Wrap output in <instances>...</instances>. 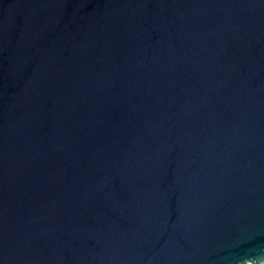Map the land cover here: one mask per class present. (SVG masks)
<instances>
[{
	"label": "water",
	"instance_id": "water-1",
	"mask_svg": "<svg viewBox=\"0 0 264 264\" xmlns=\"http://www.w3.org/2000/svg\"><path fill=\"white\" fill-rule=\"evenodd\" d=\"M264 262V0H0V264Z\"/></svg>",
	"mask_w": 264,
	"mask_h": 264
},
{
	"label": "built area",
	"instance_id": "built-area-1",
	"mask_svg": "<svg viewBox=\"0 0 264 264\" xmlns=\"http://www.w3.org/2000/svg\"><path fill=\"white\" fill-rule=\"evenodd\" d=\"M247 264H251V263H247ZM260 264H264V262L260 263Z\"/></svg>",
	"mask_w": 264,
	"mask_h": 264
}]
</instances>
